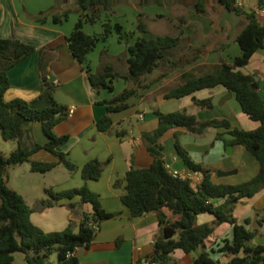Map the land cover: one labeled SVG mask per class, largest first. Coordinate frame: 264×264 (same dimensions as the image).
Listing matches in <instances>:
<instances>
[{"label":"crops","instance_id":"obj_1","mask_svg":"<svg viewBox=\"0 0 264 264\" xmlns=\"http://www.w3.org/2000/svg\"><path fill=\"white\" fill-rule=\"evenodd\" d=\"M126 1H130L133 9H139L138 6L145 0ZM161 1L163 5L153 3L142 8L137 18L139 15L141 20L167 18L169 33L149 34L147 27L148 33L139 37L169 35L178 37L179 45L169 53L166 63L139 79L135 95L126 102L128 109L108 114L103 103L118 95L114 84L112 93L93 89L83 66L73 57L67 44V37L79 18L77 5L58 0H0V39L14 38L36 50L8 69L9 88L3 95L4 101L19 99L31 102L37 99L42 93L43 80L47 79L53 83L58 99L69 103L62 106L74 108L72 116L66 117L53 128L54 135L69 137L57 148L58 152L66 155L65 160L59 162L57 156L44 150L30 157V161L58 163L54 169L43 174L50 175V182L37 186L23 184L11 189L33 209L31 222L46 233L62 231L70 224L77 232L81 214L93 212L91 204H80L79 197L61 199L50 207L42 208V202L50 200L45 192L47 189L58 193L86 185L99 195L104 211L116 214L99 224L97 234L88 248L75 252L79 264H143L151 253L153 241L159 234L155 214L133 217L121 201V196L127 171L130 168H148L153 162L142 134L157 129V112L167 114L182 111L193 116L197 124L227 120L230 125L228 129L207 127L200 134L183 127L169 129L159 140L163 146V161L167 171L189 169L177 154L175 145L178 144L194 164L210 171L211 181L215 184L237 185L249 181L258 172L257 160L247 151L231 144L232 152L227 154L226 148L230 144L226 145L216 138L222 134L226 139L224 136L233 129L251 131L259 126L258 122L241 111L233 93L218 85L177 99L165 98L167 93L184 84L187 79L215 74L222 63L231 64L241 55L235 38L248 23L246 14L260 10L256 1L236 0L244 11L240 15L226 11L213 0ZM111 12L112 9L102 11L94 24L84 23L83 31L89 35L100 34L98 32L103 30L105 22L113 25ZM64 13L68 14L67 19L55 24L52 17ZM39 16L46 18L44 23L37 20ZM257 19L264 25L263 16ZM103 51L104 63L112 65L121 74H127V49L119 59L117 55L99 48V45L87 55L92 72L101 69L99 57ZM237 70L258 78V92L264 100V50L255 52L249 63ZM206 99L211 100L210 109L197 105L196 101ZM105 115L110 117L112 125L107 131L101 132L97 129V122ZM29 129L34 143L43 145L47 142L40 123H32ZM2 141L8 143L11 151L17 147L16 140L5 141L2 138ZM94 160L103 165L101 177L85 181L81 170L87 162ZM117 180L120 183L115 186ZM224 201V198L214 199L211 203L220 206ZM69 204L77 207L70 209L67 207ZM232 214L238 224L256 231L252 244L264 245V189L251 198L238 200ZM246 220L249 222L246 223ZM260 220L263 221L260 223ZM213 221L214 216L209 213L197 216L198 224H211ZM232 236L230 224L215 225L212 234L205 240L204 249L193 254H185L177 249L171 254L168 264H191L193 258L202 251L225 264L231 256L221 249L224 240L230 241ZM12 264L28 263L24 254L17 252L13 254Z\"/></svg>","mask_w":264,"mask_h":264},{"label":"trees","instance_id":"obj_2","mask_svg":"<svg viewBox=\"0 0 264 264\" xmlns=\"http://www.w3.org/2000/svg\"><path fill=\"white\" fill-rule=\"evenodd\" d=\"M61 3H73L79 9V18L70 35L67 37L68 47L73 57L83 66L91 87L95 90L114 91L113 82L123 79L131 86L126 87L120 94L114 96L109 102H104L107 113L119 112L128 109L126 103L135 95L139 79L151 73L161 64L166 63L169 53L176 49L180 39L169 35L156 37H138L134 43L127 45V74L114 70L112 65L104 63L105 51L101 52L99 62L101 69L94 73L87 62V55L100 41H106L113 31L118 34L121 41L124 32L120 24L105 22L102 32L89 35L83 31V24H94L99 20L102 11L111 10L118 0H58ZM226 11L238 15L244 14L236 0H213ZM256 6L264 10V0H255ZM157 3L163 5L161 0H145L140 5ZM167 4V3H166ZM248 23L236 36L241 55L231 64L222 63L217 73L207 74L199 78H189L181 86L171 90L165 98H181L195 91L223 86L234 94L241 111L251 120L259 123L255 130L246 131L233 129L230 132L235 136L233 140H226L222 134L216 136L226 145L240 146L253 156L259 165L257 174L249 181L237 185L215 184L211 181L210 171L194 164L186 151L178 144L175 145L177 154L182 158L190 170L198 171L201 180L192 184L190 180L173 178L164 166L163 146L160 138L172 127H183L190 132L202 133L207 127H230L227 120H211L197 124L193 116L185 112L176 111L167 114L158 113V127L153 132L143 133L146 148L153 157L148 168H130L125 175L124 193L121 201L127 206L133 217L145 214H155L159 226V234L154 239L151 253L146 261L156 264H168L171 254L179 249L185 254H193L204 249L205 240L212 234L214 226L228 223L233 228L230 241L224 240L221 251L231 258L225 264H264V245H254L252 240L256 236L255 230H249L238 224L233 217L234 204L243 198H251L264 189V100L258 92V82L250 75H244L237 70L249 63L252 55L258 50H264V25L258 22L254 12L246 14ZM68 17L67 13L54 15L52 20L60 24ZM37 20L44 23L46 18L39 16ZM137 30L147 34L146 24L139 18ZM35 48L11 39H0V133L5 141L16 140L17 147L9 154L0 152V264H12L14 253H23L28 264H79L77 256H69L73 252L88 248L97 234L99 224L115 216L103 210L99 195L92 192L86 185L55 193L45 190L50 200L42 202L41 207H50L61 199L80 198V204L89 203L92 213L81 214L78 231L74 232L70 224L66 229L56 232H43L35 226L30 215L33 212L24 199L7 186V169L30 163L32 173H47L54 169L58 163L30 161V157L39 152L47 151L57 156L59 162L65 160L66 155L58 152L59 145L67 141V135L56 136L53 128L65 119L67 109L56 103L54 99L55 87L47 79L43 80V89L40 96L31 101L12 100L5 102L3 95L9 88L7 71L9 68L30 56ZM197 105L211 108V100L196 101ZM59 114V115H57ZM40 123L47 142L43 145L34 143L31 139L29 126ZM112 125L108 115L97 122V129L107 131ZM103 165L99 161L87 162L82 170L83 180H98L101 177ZM120 180L115 181V186ZM224 198L220 206H214L211 201ZM70 209L77 206L69 204ZM209 213L214 216L211 224H198L197 216ZM263 220H260L261 223ZM249 221L246 220V223ZM57 255V263L49 258ZM191 264H223L212 259L208 253L202 251L193 258Z\"/></svg>","mask_w":264,"mask_h":264},{"label":"rangeland","instance_id":"obj_3","mask_svg":"<svg viewBox=\"0 0 264 264\" xmlns=\"http://www.w3.org/2000/svg\"><path fill=\"white\" fill-rule=\"evenodd\" d=\"M247 2L248 0H241ZM152 4L140 5L139 9H133L130 1L126 0H118V3L112 8L113 12L110 14L111 22L119 23L123 26V31L125 32L123 35V39L119 41L118 34L113 31L112 35L107 38L106 41H100L97 43L99 48L106 49L109 54L117 55L119 59H121V55L126 53L127 45L134 43V41L142 34L137 30V16L141 14L140 11L142 8L146 6H150ZM137 10V12H135ZM109 14V13H108ZM160 19V20H159ZM167 19V18H166ZM161 18L155 19V21L142 19L148 29L149 34H166L169 33L167 20ZM97 26H101L98 23ZM102 30H99L98 33H101ZM109 60V59H108ZM122 72L123 69L121 68ZM115 92L121 93L126 87L131 86V83L123 80L117 79L113 82ZM11 151L8 143H4L1 138L0 133V152L7 155ZM172 151V150H171ZM48 173V172H47ZM46 174V173H44ZM54 175V174H53ZM45 176V177H44ZM50 175H43L41 173H32L30 171V163L26 162L21 165H17L15 167H11L7 169L6 181L7 186L11 189L15 186L21 187L23 184L28 185H41L42 183L50 182ZM49 261L52 263H57V255L53 254Z\"/></svg>","mask_w":264,"mask_h":264},{"label":"built area","instance_id":"obj_4","mask_svg":"<svg viewBox=\"0 0 264 264\" xmlns=\"http://www.w3.org/2000/svg\"><path fill=\"white\" fill-rule=\"evenodd\" d=\"M237 6L240 7V5L238 3H236ZM256 17H264V10H258L255 12ZM74 113V108L73 107H69L66 111V116H72V114ZM140 118H142V115H140ZM168 173L170 174L171 177L173 178H181V179H187L190 180L192 184H198L200 182V173L198 171H193L190 169H185V170H170L168 171ZM76 252V249L73 252H70L68 255L69 256H73L74 253ZM143 264H156V263H149L147 261L143 262Z\"/></svg>","mask_w":264,"mask_h":264},{"label":"water","instance_id":"obj_5","mask_svg":"<svg viewBox=\"0 0 264 264\" xmlns=\"http://www.w3.org/2000/svg\"><path fill=\"white\" fill-rule=\"evenodd\" d=\"M253 78H254L255 81H257V79H258L256 76H253ZM229 94H230V93H229ZM54 99H55V101H56L58 104H61V105L69 104V103H64V102L60 101V100L58 99V94H57V92L54 93ZM57 115H59V114H57ZM224 137H225L227 140H233V139H235V136H233V135H231V134H227V135H225ZM232 148H233V146H232L231 144L228 145L227 148H226V153H227V154H231V152H232Z\"/></svg>","mask_w":264,"mask_h":264}]
</instances>
